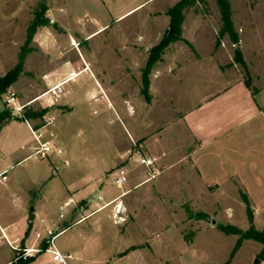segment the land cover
<instances>
[{"label": "rangeland", "instance_id": "rangeland-1", "mask_svg": "<svg viewBox=\"0 0 264 264\" xmlns=\"http://www.w3.org/2000/svg\"><path fill=\"white\" fill-rule=\"evenodd\" d=\"M178 2L0 0V75L25 50L22 70L7 89L27 103L53 85L56 74L62 81L68 79L57 98L63 105L52 106L44 114L54 116L44 129H52L62 153L24 160L21 158L29 151L18 148L7 169L8 179L0 182V194L7 193L11 205L18 195L17 205L34 207L36 220H44L36 229H63L54 244L62 253L72 254L69 264H254L256 258L257 264H264V257H258L259 241L242 238L235 248L239 235L219 227L235 225L246 230L250 207L255 228L264 230V190L245 189L236 176L221 173L218 165L203 166L199 175L189 161L142 181L147 168L137 162L135 151H149L138 138L145 137L148 145L157 126L162 135L156 144L162 147L158 153L173 146L172 136L181 129L172 118L192 106L206 87L194 85L188 77L174 78L175 101L165 110L164 104L150 106L141 92L149 52L172 31L169 10ZM228 2L237 41L220 31L223 20L217 0H187L179 12V38L168 43L156 63L182 61L187 66L196 60L222 70L236 65L238 76H249L244 50L248 40L254 44L261 39L264 48V0ZM70 66L79 71L75 76L74 71L68 73ZM152 73L151 69L150 98L154 95ZM211 73L204 77L214 78ZM5 92L0 109L3 104L7 107ZM47 102L46 95L27 106L40 108ZM37 121L44 124L43 118ZM13 127L19 145L33 141L25 121H15ZM123 150L127 152L121 155ZM211 161L216 164L219 160ZM47 166L46 175L43 169ZM121 166L128 169L127 179L118 184ZM71 183L76 184L67 190ZM66 196L72 197L66 200L68 206L63 204ZM77 218L83 219L76 222ZM46 241L32 257L45 251ZM0 247L3 258L9 249L4 244ZM46 257L41 254L33 264H44Z\"/></svg>", "mask_w": 264, "mask_h": 264}, {"label": "crops", "instance_id": "crops-1", "mask_svg": "<svg viewBox=\"0 0 264 264\" xmlns=\"http://www.w3.org/2000/svg\"><path fill=\"white\" fill-rule=\"evenodd\" d=\"M188 40L193 42L191 39ZM261 41L263 40L259 39L253 44L248 40L249 43L246 44L248 49L244 50V59L248 66L249 76H246V74L238 76L236 65L225 66L222 70L219 66L211 69L196 60L192 65L187 66H183L182 61L179 63L175 61L166 63L159 61V64L155 63L152 68L151 79L154 95L149 100L150 106L164 104L165 110L168 108L169 102L175 101V97L172 95V81L174 78L188 77L189 81L194 83V85L199 83H201L199 85H206L192 106L185 108L174 116L175 118H172L176 128L180 127L182 133H175L172 136L174 138H172L173 146L167 147L165 152L161 151L158 153V150L162 149V147L159 149L156 144L158 145L162 135H160V130L157 126L153 130L154 140L150 141L148 145L144 144L145 137L138 138L140 145L145 150L148 149L149 155L157 158L156 165L161 166L160 172L183 161H189L190 166L199 175L204 171L203 166L204 168H213L214 165H218L217 168L221 173L229 174L230 177L236 176L238 183L242 184L245 189L264 190V48H261ZM160 63L164 64L161 65ZM68 69V73L74 71V76L79 72L73 70L71 66ZM175 70L180 73L174 74ZM209 71H212L211 75L214 78L209 77L206 79L204 77ZM194 80H198V83ZM247 80L249 84H246ZM52 81H55L53 82L55 84L62 80L56 74L53 76ZM99 87L101 88V86ZM139 92L140 88L138 87ZM39 95L33 98L32 102L39 100L41 98ZM47 100L46 106L51 108L55 105H63V103L57 101L58 99H56L57 102L54 101L53 103H51V99L47 98ZM138 100L142 102L141 97ZM67 106L71 108L69 104ZM4 107L3 104L0 111ZM156 113H154L155 119L157 118ZM15 121L23 122L25 120L12 118L0 128V173L11 166V161L18 152V148L29 151L30 145L34 142L33 135V141L30 140L26 144H18L20 139L12 134L15 132L13 127V122ZM29 121L35 131H38L35 133L40 134L41 139L54 140L56 142L55 133H53L52 129L45 130V125L39 124L38 121L32 119H29ZM156 122L155 120L154 125H157ZM25 123L29 129L26 121ZM175 135L176 137H174ZM126 152L127 150H123L120 154L122 155ZM28 153L21 159H24ZM203 155H205V158L202 161L200 157ZM212 159L219 161L213 164ZM43 171L47 175L49 167H45ZM215 171L217 170L215 169ZM7 179L8 176L6 174L5 180ZM5 180H0V182ZM144 180L145 178L142 181ZM45 181H43V184H45ZM142 181L137 183L140 184ZM210 182L211 180L204 182V184ZM213 183L216 186L218 184L216 180ZM75 184H69L66 189L71 190ZM50 189L54 192L55 186L52 185ZM3 195L6 196L3 197ZM3 195L0 194V227H4L8 237L16 239V242L20 243L21 246H35L46 243L48 238L44 229L35 228L38 222L42 224L44 220L43 218L36 220L37 214L34 211V207L25 208L24 203L17 205V201L20 199L18 195H15L16 201L11 205L7 200V193ZM68 199L72 200V197L66 196L63 201V204H66L65 206H68L66 201ZM61 205L60 207H62ZM82 219L77 218L76 222ZM36 230L41 232V237L43 238H36ZM0 244H4L9 249L8 253L3 258H0V264H16V251L6 242H1ZM44 253L47 256L43 261L44 264H57L47 251L38 253L27 264H33Z\"/></svg>", "mask_w": 264, "mask_h": 264}, {"label": "trees", "instance_id": "trees-1", "mask_svg": "<svg viewBox=\"0 0 264 264\" xmlns=\"http://www.w3.org/2000/svg\"><path fill=\"white\" fill-rule=\"evenodd\" d=\"M186 1L187 0H180V2H178L176 5H174L169 10V12L172 14L171 24H170V26L172 27V31L169 34H166L165 37H163L157 44H155L149 52L146 66L141 74L142 83H143L141 92L144 94V97L147 101L150 100L148 74L150 73L151 69L155 65L156 61L160 58V55L163 49L168 45V43L172 40H176L177 38H179V32L181 29L180 24L182 20V16H180L179 12ZM217 3L220 7L221 16L223 20V27L220 31L227 32L232 38V40L237 41V34L234 31L232 21L230 18L231 10H230V4L228 0H217ZM236 51L238 52V50ZM24 54H25V50L19 56L18 62L11 69L6 71L3 75H0V97L6 91V89L17 80L22 70ZM237 57H238L237 59L243 64V61L240 55H237ZM246 84H249L248 80L246 81ZM50 109H51L50 106L49 107L45 106V107H40V108H33L31 106H25L23 113L17 116V115H14L8 107H4L0 111V128L6 121L12 118H19L22 120L32 119L36 121L41 120L43 118V115ZM247 210H248L249 227L246 230H242L235 225H219V227L227 233H235L239 235L235 248L239 247V245L241 244L242 238L254 239V240L259 241L262 244V249L260 253L258 254V257L262 258L264 257V230H259L255 228L253 224L252 210L250 209V207H247ZM42 248L45 249V246H43ZM33 259L34 257H28L26 259L18 258L15 260H16V264H27Z\"/></svg>", "mask_w": 264, "mask_h": 264}, {"label": "built area", "instance_id": "built-area-1", "mask_svg": "<svg viewBox=\"0 0 264 264\" xmlns=\"http://www.w3.org/2000/svg\"><path fill=\"white\" fill-rule=\"evenodd\" d=\"M73 76L74 74L71 73ZM71 76V77H73ZM65 81L57 82L53 85H51L46 91H44L39 97L46 96L47 98L51 99V103H53L58 96L63 93L60 86ZM38 97V98H39ZM4 102L7 105V107L11 110V112H15L18 114H22L25 106L30 104L32 102L28 101L27 103H22L18 100L17 94L13 89H7L4 95ZM44 124H49L54 120V116L51 115H43ZM27 122L29 129L34 135V142L29 147V153L24 158V160L34 157L37 159L46 158L49 156L50 153L56 152L58 154L62 153V150L54 140H43L40 138V134L35 133V129L33 128L31 122L28 119H25ZM135 152L137 153L136 159L137 162L140 164H143L147 168V176L145 177V180H148L154 176H156L160 169L156 165L157 158L153 155L144 154L139 149H137ZM118 175L116 178V182L118 184L124 183L126 181V174L128 172V169L125 166H121L118 168ZM6 172L7 170H4L2 173H0V180L6 179ZM106 205V204H104ZM104 205L100 206L99 209H101ZM43 221V220H41ZM47 238H48V246L45 249V251L49 252L52 260L57 264H69V260L73 257L71 253L64 254L54 244V239L57 236L59 232H61V229L58 230V232H54L50 227H45L44 229ZM36 238H43L41 237L42 234L39 230L35 231ZM6 242L12 249L16 251L15 259L21 258L26 259L28 257L34 256L37 252H39V244L32 245V246H21L20 243L16 242V239H10L8 237L7 232L5 231L4 227H0V243Z\"/></svg>", "mask_w": 264, "mask_h": 264}, {"label": "water", "instance_id": "water-1", "mask_svg": "<svg viewBox=\"0 0 264 264\" xmlns=\"http://www.w3.org/2000/svg\"><path fill=\"white\" fill-rule=\"evenodd\" d=\"M259 262V259L256 258L255 261H254V264H257Z\"/></svg>", "mask_w": 264, "mask_h": 264}, {"label": "bare ground", "instance_id": "bare-ground-1", "mask_svg": "<svg viewBox=\"0 0 264 264\" xmlns=\"http://www.w3.org/2000/svg\"><path fill=\"white\" fill-rule=\"evenodd\" d=\"M74 41V40H73Z\"/></svg>", "mask_w": 264, "mask_h": 264}]
</instances>
